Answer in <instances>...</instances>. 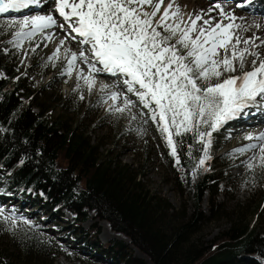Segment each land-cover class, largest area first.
<instances>
[{"label":"trees","instance_id":"obj_1","mask_svg":"<svg viewBox=\"0 0 264 264\" xmlns=\"http://www.w3.org/2000/svg\"><path fill=\"white\" fill-rule=\"evenodd\" d=\"M14 25L0 19V69L8 72V77L0 78V195L7 201L18 198L36 203L54 218L61 208H68L75 213L71 218L74 225H81L93 211L96 218L109 223L113 230L105 222L111 231L120 232L134 248L146 253L152 264H233L244 252H257L264 258V228L259 229L256 218L250 222L251 209L246 212L251 200L237 202L233 210L223 214L229 225L218 244L206 249L197 237L200 223L205 218H216L223 208L220 202L212 201L209 214L203 215L200 203L204 191L216 195L214 188L223 180L220 165L227 163L223 160L225 154L218 156L222 164L198 169L203 143L196 133L173 137L178 163L187 181H191L196 209L187 212L185 207H175L142 179L152 153L149 142H140L134 148V162L121 160L110 147L101 149L100 136L92 138L94 125L87 119L89 105L82 106L79 101L82 90L52 97L45 89L40 90L43 87L27 88L22 72L10 70L4 49L8 44L16 46ZM46 84L49 90L51 82ZM42 93L46 95L42 97ZM49 101L60 108L57 114L49 112ZM112 114L118 119L113 130L120 139L126 120L133 124L135 119L117 110ZM200 130L210 129L201 125ZM163 153L177 176L172 166L177 156L165 143ZM194 173L196 177L191 180ZM98 231L97 226L90 225L86 232L95 238ZM8 235L9 245L0 242V264L53 263L58 246L52 238L42 236L24 222L10 225ZM71 237L82 241L80 234ZM103 248L109 257L140 264V259L130 258L132 249L122 239L109 241Z\"/></svg>","mask_w":264,"mask_h":264},{"label":"snow or ice","instance_id":"obj_2","mask_svg":"<svg viewBox=\"0 0 264 264\" xmlns=\"http://www.w3.org/2000/svg\"><path fill=\"white\" fill-rule=\"evenodd\" d=\"M36 2L0 0V13L27 8ZM162 5L163 0H56V11L67 22L71 32L81 38V44L91 45V52L104 71L128 78L124 81L127 91L135 93L141 103L150 109L151 119L157 121L161 132L166 134L173 156H177V142L173 137L187 132H195L207 151L211 147L213 131L238 118L258 97L264 100V59H259V52L251 50L264 46V41L256 44L259 37L242 39L233 31L240 29L241 25L232 22L213 24L212 19H204V14L190 16L189 22L185 23L175 0H171L160 19L155 21ZM146 7L152 10L146 11ZM214 7L230 21L236 19L234 14L226 13L219 3ZM199 21L207 27L198 25ZM16 23L19 31L15 37L20 41L30 40L37 33L55 27L57 20L52 15H35ZM193 33L196 35L193 36ZM177 34L179 38L171 43ZM45 39L50 40L52 36L48 35ZM60 43L63 45L64 41ZM241 44L245 47L241 48ZM220 49L225 55L217 59ZM58 54L59 48L54 58ZM246 56L256 58L252 61L253 69L244 71L242 75L228 76L221 82L220 78L225 73L236 72V61H239L240 69L244 68ZM78 58L85 62L88 60L83 51L79 57L71 53L67 74H71ZM98 71L100 69L95 64H90L89 74L85 76L81 70L78 78L83 79L91 90L95 85L93 73ZM213 80L216 82L213 83ZM102 88H108V85H102ZM118 97L119 93H111L110 98L114 101ZM131 104L132 101L125 97V107L116 110L123 112ZM201 125H206L211 131H201ZM245 139L264 142V132L255 136L249 134ZM257 147L252 143L235 151L243 153ZM259 151L264 162V143L259 145ZM204 162L205 159L200 160L201 165ZM0 218L16 223V218L5 215L3 208H0Z\"/></svg>","mask_w":264,"mask_h":264},{"label":"rangeland","instance_id":"obj_3","mask_svg":"<svg viewBox=\"0 0 264 264\" xmlns=\"http://www.w3.org/2000/svg\"><path fill=\"white\" fill-rule=\"evenodd\" d=\"M177 1L178 0H175V6L179 7ZM169 3H167L166 0L163 1V5L155 21L160 19V16L163 14L166 6L168 7ZM145 10L150 12L152 9L146 7ZM32 11L33 13H31V16L50 15L53 13L50 7L39 10L33 9ZM28 12L29 10L21 13L15 12L14 14L0 13V19L15 23V36L16 32L19 31L16 22L29 18ZM56 20L59 25L58 27L62 31V37H60V39H64L65 36L63 37V33L65 35L66 31L69 32L68 29L64 28L67 26V22L63 19V22H58V19ZM169 23H172V21H169ZM61 24L64 25L63 28L60 27ZM27 30L28 29H25V31ZM158 30L163 31L162 29ZM164 34L167 35V33ZM46 35L45 31L43 33H37L30 40L22 39L18 41L19 46H17V40L16 37H14L16 46L14 47V45L8 44V49H4V54L9 57L8 64L10 70L14 73L18 71L22 72V77L24 78L23 82L27 88L33 89L43 87L40 90L45 89L44 91L46 93L49 92L52 97L58 94L67 96L72 90H82L79 94V101L82 106L84 104L89 105L87 119L94 125L90 133L92 138L100 136L103 144L101 149L110 147L114 154L118 153V155H120L121 160L134 162L135 156L137 155L134 148L140 142H149V150H151L152 153L150 161L144 167L145 176L142 179H144L151 190L157 191L167 197L175 207H185L187 212L194 211L196 206L192 195L191 181H187L185 178L183 169L177 162V158H175V162L172 165L178 173L177 176L175 171L169 167L163 153L164 143L168 145L166 134L158 130L160 129L159 123L151 119L152 113L141 103L136 94L127 91V85L124 81L128 78L123 74L120 75L124 76V78H118L120 75L117 79L116 77L110 78L98 71L93 73L95 76V85L89 90L84 80L78 78L81 70L85 76L89 74L86 73V68H82L85 61L82 63L80 58H78L71 74H67V65L71 58V54H69L68 57H64L63 46L54 44L53 38L45 40ZM192 35L195 36L196 33ZM178 38L179 34H177V37L173 38L171 43L176 42ZM80 40L81 38L78 39V42L75 41L77 46L75 45L76 51L74 53H76L77 56L80 54V49H78L80 48ZM41 42L44 43L39 46ZM67 45L68 47L70 46L68 42L65 46ZM58 48V57L54 58V53H56ZM258 62L259 60H257V65ZM85 63L95 64L97 69L100 68L99 63H93L89 60ZM252 65L251 62V66ZM238 67L239 62L236 64V69ZM227 75L228 73H225L220 78L221 82L223 79L227 78ZM6 77H8V72L0 69V78ZM115 80H117V82H115L116 85H112V82ZM47 82H51V88L49 90L44 87L47 85ZM106 82L108 88H102V85H106L104 84ZM212 82L215 83L216 81L213 80ZM118 84H120V86H117ZM135 87L139 90L138 85ZM112 92L119 93V97L115 101L110 98ZM43 94L46 95L42 93V97L44 96ZM125 97L132 101V104L121 113L132 115L135 119V123L129 124L130 120L127 119L124 137L117 139L115 137L117 130H113V125L118 124V119H113L112 113L116 111L117 108L125 107ZM46 106H48L49 112L53 115L60 111V108L52 101L47 102ZM33 109L35 111L38 110L37 106H33ZM120 116L121 115H117V118ZM262 126L264 127V125L257 126L252 135H258L262 131ZM217 131L219 132L220 129ZM233 131H235V129ZM242 134V136H234L229 139L231 134H228V132L225 133L220 131L217 134L215 133L213 139L216 145L213 146L211 138V147L207 149L210 153L206 157L210 158H201L205 159L203 165L200 164V160L198 162V169H202L211 163L216 165L222 164L221 159L218 157L220 154H225L223 160L227 162L220 165L223 180L214 188L217 192L216 195L214 196L211 192L204 191L200 203V209L203 215L209 214L212 201H218L223 205V208L221 207L219 210L220 214L216 218H205L199 225L197 237L206 249L212 248L221 240L222 232L229 225V219L223 214L233 210L237 202L242 203L251 200L250 205L246 209L247 214L249 209H251L249 212L250 222H253L256 218L259 229L264 228V162L260 159L261 153L259 151V145L264 142L261 143L260 141L245 139V137L251 133L243 132ZM252 143L257 144L258 147L246 150L243 153L235 151L238 148H243ZM202 151L203 156L204 152H206L204 150V144ZM249 164L252 165L251 168L248 167ZM195 177L196 175L194 173L191 180ZM0 208L4 209L5 215L14 216L17 223L27 220V224L32 227L35 232L48 239L52 238L54 240L55 244L58 246V252L55 254L52 264H128L121 262L118 257H109L106 253V249L103 248L105 243L109 241L114 242L119 239L124 240L132 249L130 258L140 259V264H152L150 257L137 247L134 248L129 242V239L120 234V232L117 234L112 231V233L115 234H107L106 231L107 229L109 230V228L104 223L106 222L108 225L109 223L106 220H99L96 218L93 211L89 212V217L81 223V225H74L71 222V218L75 213L65 207L61 208L60 212H57V218H54L50 217L45 207L40 208L36 203H28L18 198L13 199L12 202H8L7 198L0 195ZM0 223L3 224L0 228V242H6L9 245L8 228L13 223L11 221H5L2 218H0ZM57 224L61 227L58 228L56 226ZM90 225L98 227L99 231L95 238H92L90 234L86 232ZM72 234H80L82 241L74 240L71 237ZM125 252H129L128 249H126ZM233 264H264V258L257 252H244L237 257Z\"/></svg>","mask_w":264,"mask_h":264},{"label":"bare ground","instance_id":"obj_4","mask_svg":"<svg viewBox=\"0 0 264 264\" xmlns=\"http://www.w3.org/2000/svg\"><path fill=\"white\" fill-rule=\"evenodd\" d=\"M240 1H242V0H240ZM166 2L169 3L170 0H169V2H168V0H166ZM177 2L179 5L181 16H182L185 23L189 22L190 16L194 17L197 14H204V19H212L213 24H215L216 22H222L224 24H228V23L232 22V23L241 25L240 29H234L233 31L236 33V35H239L240 37H242V39L259 37L260 39L256 40V44H261V41H264V0H259L258 3H253L250 6L242 7V8L237 7L236 3L232 2V0H178ZM52 3H54V0H37L36 3L30 4L27 8L9 11L7 13H13L14 14L15 12L21 13L23 11L25 12V11L29 10L28 15L31 17V13H33V11H32L33 9L39 10V9L47 8ZM216 3H219L226 13L234 14L236 19L234 21H230L229 19L221 16L219 9H215V7H214V5ZM166 8H167V6H166ZM210 8L213 9L211 12L208 11ZM42 12H43V10H42ZM50 15H52L56 19H58V22H60V21L63 22V20H62L63 18L59 16V13L56 10H54V12ZM198 25L207 27V26L203 25V21H199ZM255 25H259L260 27H256ZM58 26L59 25L57 24L53 28L45 29L44 32L46 31V34H47L46 36L51 35L53 38V42L56 45H61L60 42L62 40L64 41L62 46H64L68 42L70 45L68 47V53L71 54V53L75 52L76 51L75 50L76 49L75 48V45H76L75 41H77V39L76 38H70V37L60 39V37H62V35H61L62 31L60 30V28ZM244 29H247V30H244ZM63 37H64V33H63ZM45 40H48V39H45ZM43 43L44 42H41L39 44V46H41ZM87 45H88V47H90L89 44H80L79 46L80 47H87ZM240 47L243 48V47H245V45L241 44ZM251 50L259 52L260 53V56H259L260 59H262V57H264V46H261L259 48H252ZM228 54L231 55V50H229ZM224 55H225L224 50L220 49L218 52V56L216 58L222 59ZM78 57H79V55H78ZM253 59H255V57L246 56L244 68L240 69V67H238L236 72L228 73V75L226 77L232 76L233 74L238 76V75H242L244 71H251L253 69V65L251 66V62L253 61ZM80 60H82V63H83V61H85L83 59H80ZM237 62H239V61H236L235 63L237 64ZM89 63L84 62L83 63L84 65L82 66V68L87 69L86 73H89V65H90ZM100 72L106 77L107 76L110 78L116 77V79L120 75L119 73L116 75H112L111 73H108V72L104 71L103 69H100ZM237 73H239V74H237ZM107 79H109V78H107ZM118 81H119V79H118ZM115 82H117V80L113 81L112 85H116ZM104 84L107 85V82ZM117 86H120V84H118ZM258 125H264V100H262L259 97L257 98V101L255 103L251 104L248 108H245L240 113L238 118L230 120L226 124H224L220 128V131L225 132V133L228 132V134H231V136L229 137V139H230V138H233L234 136L241 135L243 132L252 134V133H254L253 131H255V128ZM234 129H235V131H233ZM219 132L218 131L212 132L211 138H212L213 146L216 145L214 142V139H213L215 136V133L217 134ZM261 132H264L263 126H262ZM209 153H210V151L204 152V155L203 156L201 155V158H205ZM201 158H200V160H201ZM104 224L108 227V225L106 223H104ZM109 230L107 229V231H106L107 234H111V235L115 234V233H112L111 230L110 231Z\"/></svg>","mask_w":264,"mask_h":264}]
</instances>
